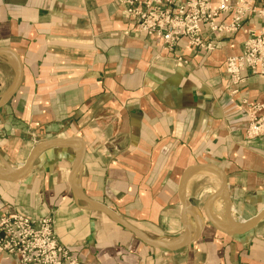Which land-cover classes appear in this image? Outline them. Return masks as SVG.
<instances>
[{"label":"crops","instance_id":"1","mask_svg":"<svg viewBox=\"0 0 264 264\" xmlns=\"http://www.w3.org/2000/svg\"><path fill=\"white\" fill-rule=\"evenodd\" d=\"M220 1L250 9L238 31L204 27L214 50L181 39L167 52L160 38L137 31L121 0H0V48L21 64L20 83L0 106V174L18 171L41 143L80 140L48 147L19 178L0 179V218L49 217L58 243L82 264H264V215L235 233L204 216L221 185L210 168L185 181L183 195L201 225L185 213L193 241L176 251L143 242L72 193L109 208L141 236L180 240V178L189 167L212 164L226 183L209 207L219 225L235 228L264 209V137L245 133L246 104L264 107V73L243 71L234 94L224 73L248 32L264 33L263 1L211 4ZM14 78L13 61L0 54V100ZM0 264L20 263L0 255Z\"/></svg>","mask_w":264,"mask_h":264},{"label":"built area","instance_id":"2","mask_svg":"<svg viewBox=\"0 0 264 264\" xmlns=\"http://www.w3.org/2000/svg\"><path fill=\"white\" fill-rule=\"evenodd\" d=\"M262 9L257 13H264ZM127 16L137 31L148 37H158L167 52H173L181 39L197 49L212 51L213 41L203 35V28L214 33H233L240 29L250 9L230 7L223 1L216 6L211 0H121ZM231 12L229 23L218 21ZM253 11V10H252ZM177 62H182L180 58ZM185 62V61H183ZM264 73V33L249 31L239 56L229 57L224 72L232 93L242 80V72ZM245 133L248 137H264V107L246 104ZM0 255H7L20 264H82L65 246L58 243L49 217L33 220L23 216L0 218Z\"/></svg>","mask_w":264,"mask_h":264},{"label":"water","instance_id":"3","mask_svg":"<svg viewBox=\"0 0 264 264\" xmlns=\"http://www.w3.org/2000/svg\"><path fill=\"white\" fill-rule=\"evenodd\" d=\"M0 54L9 57L13 61L14 66H15L14 81H13L11 87L7 90V92L3 96V98L0 100V106H3L11 98V96L16 91V89L20 83L21 64H20V61H19V58L17 57V55L10 49L0 48ZM70 141H79L80 142V140L78 138H72V139L51 140V141H46L44 143H41L40 145L36 146L31 151V153L28 156V158L26 159L24 165L18 171H14V173L10 176H4V175L0 174V179L1 180H15V179L19 178L30 167V165L32 164V161L40 152L44 151L48 147L60 146V145L66 144ZM82 154H83V145H82L80 155H79L77 161L75 162V164H74V166L70 172V176H69L70 185H72V178L74 177V175L76 174V172L78 170V167L80 166L82 156H83ZM202 168H210V169L214 170L216 173H218V175L221 178V185H220L219 189L214 194L210 195V197L207 199V201L205 202V204L203 206L204 216L214 227L221 229L227 233H232V232L235 233L238 231H244L246 229H250L264 215V209H263L254 218H252L248 222H246L242 225H239L235 228H226V227L220 226L218 224V222L212 217L210 210H209V207H210V203L214 199H216L225 190L226 183H225L224 174L219 170V168H217L216 166H214L212 164H202V165H196V166L189 167L188 169H186L183 172V174L180 178L179 186H178V197H179V200H180V202L182 204V208H183L182 218L184 220L183 226L185 228V239L181 242H178V243L175 242L174 244H168L166 241H163V240L150 239V238L141 236L135 231V229L133 227H131L126 221H124L116 213L112 212L109 208L105 207L104 205H102L100 203H97V202L89 199L88 197L82 195L81 193L75 191L74 189L72 190L73 191L72 193H73L74 197L77 198L78 200L84 201L87 204H89L90 206L97 208V209H100V210L104 211L106 214L110 215L118 223L122 224L126 229H128L129 231L134 233L143 242L151 244V245L159 247V248H162V249H165V250H168V251H176V250L186 246L191 241H193V238L190 237L191 227L185 219V213L188 212L190 217H192L194 219V221H195L194 227L196 229H199L200 225H201L200 219L196 214L197 212L195 210V204L192 201H188L185 199V197L183 195V187H184L186 179H188L195 171L202 169Z\"/></svg>","mask_w":264,"mask_h":264},{"label":"bare ground","instance_id":"4","mask_svg":"<svg viewBox=\"0 0 264 264\" xmlns=\"http://www.w3.org/2000/svg\"><path fill=\"white\" fill-rule=\"evenodd\" d=\"M218 218V216H217ZM220 221V220H219ZM221 226V225H220ZM223 227V226H222ZM185 239V237H183ZM183 238H181L180 240H174V241H166L168 244H174L175 242L178 243V242H181L183 241Z\"/></svg>","mask_w":264,"mask_h":264},{"label":"rangeland","instance_id":"5","mask_svg":"<svg viewBox=\"0 0 264 264\" xmlns=\"http://www.w3.org/2000/svg\"><path fill=\"white\" fill-rule=\"evenodd\" d=\"M216 6V5H215ZM147 36V35H146ZM148 37V36H147ZM149 38H154V37H149ZM215 45V44H214ZM197 49V48H196ZM174 52V51H173ZM239 56V55H238ZM229 58V57H228ZM182 62H183V60H181ZM182 62H180V63H182ZM225 63V62H224ZM225 73V72H224ZM226 75V74H225ZM258 75H260V74H258ZM227 78V77H226ZM241 83V82H240ZM67 248V247H66ZM69 251H71L69 248H67ZM72 252V251H71ZM73 253V252H72Z\"/></svg>","mask_w":264,"mask_h":264}]
</instances>
